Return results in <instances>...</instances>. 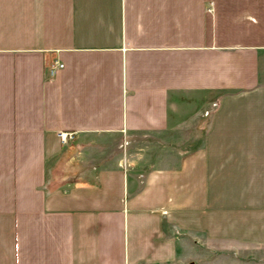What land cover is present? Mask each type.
<instances>
[{"label":"crops","instance_id":"crops-1","mask_svg":"<svg viewBox=\"0 0 264 264\" xmlns=\"http://www.w3.org/2000/svg\"><path fill=\"white\" fill-rule=\"evenodd\" d=\"M0 264H264V0H0Z\"/></svg>","mask_w":264,"mask_h":264},{"label":"built area","instance_id":"built-area-1","mask_svg":"<svg viewBox=\"0 0 264 264\" xmlns=\"http://www.w3.org/2000/svg\"><path fill=\"white\" fill-rule=\"evenodd\" d=\"M206 11L208 13H212L213 12V6H212V4H209L207 6ZM62 68H63V64L56 63L49 70L50 76H54L56 74V72L59 71V70H61ZM58 137H59L61 143L64 144V145L69 144V143H71L74 140V134L71 133V132H59Z\"/></svg>","mask_w":264,"mask_h":264},{"label":"rangeland","instance_id":"rangeland-1","mask_svg":"<svg viewBox=\"0 0 264 264\" xmlns=\"http://www.w3.org/2000/svg\"><path fill=\"white\" fill-rule=\"evenodd\" d=\"M251 255H252V254H251ZM253 255H258V256L260 255V256H262V254H260V253H254Z\"/></svg>","mask_w":264,"mask_h":264}]
</instances>
